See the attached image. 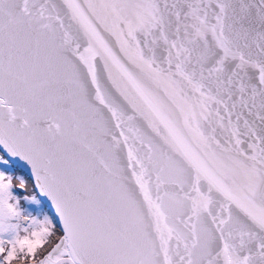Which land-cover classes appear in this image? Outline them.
Returning <instances> with one entry per match:
<instances>
[{"label": "snow or ice", "instance_id": "snow-or-ice-1", "mask_svg": "<svg viewBox=\"0 0 264 264\" xmlns=\"http://www.w3.org/2000/svg\"><path fill=\"white\" fill-rule=\"evenodd\" d=\"M0 264H264V0H0Z\"/></svg>", "mask_w": 264, "mask_h": 264}]
</instances>
